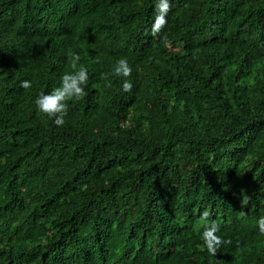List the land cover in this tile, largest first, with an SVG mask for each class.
Instances as JSON below:
<instances>
[{
	"label": "trees",
	"instance_id": "trees-1",
	"mask_svg": "<svg viewBox=\"0 0 264 264\" xmlns=\"http://www.w3.org/2000/svg\"><path fill=\"white\" fill-rule=\"evenodd\" d=\"M157 2L0 0V264H264V0Z\"/></svg>",
	"mask_w": 264,
	"mask_h": 264
},
{
	"label": "clouds",
	"instance_id": "clouds-1",
	"mask_svg": "<svg viewBox=\"0 0 264 264\" xmlns=\"http://www.w3.org/2000/svg\"><path fill=\"white\" fill-rule=\"evenodd\" d=\"M155 10L157 16L152 28L153 34H158L162 27L166 24L167 13L171 10V5L169 0H158L155 5ZM79 60L77 56L75 58ZM75 68V64L73 65ZM132 69L126 58H121L117 61L114 73L117 76L129 77L131 75ZM88 70L86 67H80L78 70L72 73H65L61 77L60 86L53 89L50 93L41 92L35 104L40 113L45 114L49 117L54 118V123L57 126L62 127L65 124V116L68 114V101L81 99L85 93V85L88 82ZM21 86L24 88L31 87L30 81H22ZM133 85L127 79L123 82V90L131 91ZM248 203L247 198H243L241 201L242 207L246 206ZM243 214V213H241ZM209 213L205 211L201 217L203 232L201 238L207 251L215 256L219 249L226 243V241L217 233L220 231V225L215 222L208 221ZM259 231L264 234V217H261L257 221ZM203 250V249H202Z\"/></svg>",
	"mask_w": 264,
	"mask_h": 264
}]
</instances>
